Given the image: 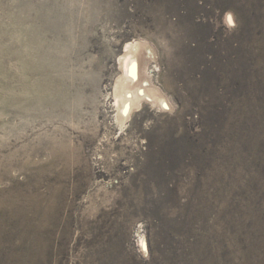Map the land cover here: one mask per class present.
<instances>
[{"label": "rangeland", "instance_id": "374dc122", "mask_svg": "<svg viewBox=\"0 0 264 264\" xmlns=\"http://www.w3.org/2000/svg\"><path fill=\"white\" fill-rule=\"evenodd\" d=\"M0 264H264V0H0Z\"/></svg>", "mask_w": 264, "mask_h": 264}, {"label": "bare ground", "instance_id": "6f19581e", "mask_svg": "<svg viewBox=\"0 0 264 264\" xmlns=\"http://www.w3.org/2000/svg\"><path fill=\"white\" fill-rule=\"evenodd\" d=\"M129 62H130V61H129ZM129 62H128V63H129ZM129 64H130V63H129Z\"/></svg>", "mask_w": 264, "mask_h": 264}]
</instances>
